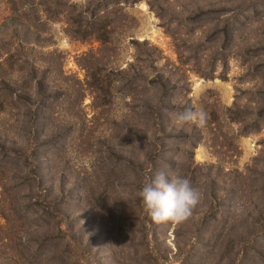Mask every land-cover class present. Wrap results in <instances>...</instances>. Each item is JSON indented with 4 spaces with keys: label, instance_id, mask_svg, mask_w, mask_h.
<instances>
[{
    "label": "rangeland",
    "instance_id": "rangeland-1",
    "mask_svg": "<svg viewBox=\"0 0 264 264\" xmlns=\"http://www.w3.org/2000/svg\"><path fill=\"white\" fill-rule=\"evenodd\" d=\"M86 1L19 0L27 8L14 13L0 0L8 74L23 88L30 73L48 95L32 105L41 119L28 141L21 103L0 112L1 133L8 125L16 142L0 145V264H147V248L161 264H264V0H100L114 18L106 46L66 33ZM21 24L39 39H23ZM81 63L105 74L132 63L136 84L119 83L109 104H93ZM159 71L171 78L168 101L146 130L144 106L160 90L141 77ZM189 106L205 113L203 127L173 124ZM157 172L187 178L201 193L180 224L156 223L144 210L138 192Z\"/></svg>",
    "mask_w": 264,
    "mask_h": 264
},
{
    "label": "trees",
    "instance_id": "trees-1",
    "mask_svg": "<svg viewBox=\"0 0 264 264\" xmlns=\"http://www.w3.org/2000/svg\"><path fill=\"white\" fill-rule=\"evenodd\" d=\"M11 7H12V11L15 13H17V10L21 8H23L25 5V2H28V5L30 7H33V2L32 0H20V1H25L22 4H20L19 0H18V4H17V0H9ZM136 0H132V2H134ZM110 2H112L113 4H119L120 2H129V0H110ZM50 4V2H49ZM87 6H91L93 5L91 11L88 13L86 11V9L88 10V7H86L85 9H78V11L76 12L75 16L73 17V15H69L68 19H66V24L68 25L66 33L73 37H75L76 39H80L82 41L91 39L94 40L96 42H98L100 45L102 46H106L109 42H110V25H111V21L114 20V18H112L109 15V12H105L104 8L107 5V1H100V0H87L86 1ZM24 8H27L26 6ZM45 9H47V11L49 10L48 6L45 7ZM56 14L59 13L57 10L55 12ZM47 16L51 17V14ZM15 18H10V20L14 21ZM20 27L22 28V31H25L26 33L24 34V38L25 40H27V42L29 43L31 39L32 42H35L39 39V35L37 33L34 34L33 38L30 39L29 34L32 35L31 31H29L30 26L28 25V27L23 26L22 24L20 25ZM32 27V26H31ZM17 29V26L15 28V30ZM228 32L225 34V42L228 43L230 42L233 37L232 35V31L231 29L227 30ZM23 35V34H22ZM21 35V38H22ZM8 43V42H5ZM4 43V44H5ZM149 42L147 40H143V41H139L137 39H132V44L134 46H139L140 44H148ZM4 44L2 46V48L4 47ZM23 45V41L19 40V46L21 47ZM2 48H0V112H3L5 110V108L7 106H10L12 108H17V105H22L25 113L23 114L22 117V123H21V130L23 131V133L26 134V139L25 141H28L27 139L29 138L31 132H37L38 130V123L39 120L41 118H39L38 116V106L35 108H32V105H34L35 103H39L41 101V103H45L46 100L48 99V95L42 90V84L38 81H36L35 83H33L32 86V82L31 80L34 79L33 77H30V73H28L29 78L26 77L25 82H24V87L22 88V84L21 82H18L17 79L13 78V76H10L7 72L8 68L6 66H8V62L11 63L13 61H11V57L13 55L7 54V56L5 58H3L4 53L2 51ZM92 55V53H90ZM90 54L88 53L85 54L84 56H88L90 57ZM21 56V55H20ZM19 59V58H18ZM21 62H27L26 59L24 60H20ZM28 63V62H27ZM185 62L180 60V65L184 66ZM80 65H82V67L85 69L86 71V81L85 84L90 88V90H92V103H96V100H98L99 102H97V104L100 105H107L110 103V98L112 95V90L116 87L117 84H123V85H127L128 83L135 85L136 84V75H130V70L133 66L132 63L128 64V67L125 68H121V69H110L109 72H107L106 74L102 71H100L99 73L96 72H91L90 70L93 69V66L96 68L97 64H93L92 66H90L89 64H83L81 63ZM18 67V71H22L25 73L22 64H18L16 65ZM10 67V66H8ZM92 67V68H91ZM180 67L176 66L175 64H172L170 66V70H179ZM30 70H34V68H30ZM29 69H27V71H30ZM115 71V73H113ZM25 75V74H24ZM204 75L205 77H207L208 74H201ZM22 79V77H21ZM87 79H90L87 80ZM141 79L144 80L145 84L147 86H151L152 89L155 90H160V96L159 98L156 100V102H154L153 104H147L146 106H144L147 110V113L149 115V117H146V121L144 122V126L146 130H149L150 127V118L155 115L158 116V119L160 121H162V112H163V105L166 104V102L168 101V89H166V84L168 82H170L171 78L169 76H166L164 74V72H157L156 74H154V76L152 78H148L147 75H144L143 77H141ZM23 81V80H22ZM119 87V86H118ZM25 92L26 97L24 96L23 90ZM133 89V88H132ZM28 93H27V92ZM129 94H131V91L129 92ZM31 96H33L32 98H30ZM22 100V101H21ZM174 106H170V109H173ZM262 111L258 112V115L261 114ZM45 117V116H44ZM4 127V131H6L7 133H1L0 130V145H6L9 141L11 143V145L16 144L14 138H8V132L11 131V128L6 129L5 126L7 127L8 125H3ZM20 130V129H19ZM3 132V131H2ZM42 132V131H41ZM19 132H17L18 134ZM38 133V132H37ZM57 134H53L51 136V139H54ZM130 196V192L128 194V197ZM122 204L126 205L127 208L128 206L131 207V205L133 204V201L129 198H123L122 199ZM134 211V210H133ZM259 214L261 215L262 210L258 211ZM136 214V220L140 221L139 222V227H140V231L143 233L142 237L144 239H146L147 241V237L146 234L144 233V230L146 228V224L144 221V217H141L142 215V210H139L138 212H135ZM132 215V214H130ZM141 217V219H140ZM142 220V221H141ZM133 227V226H132ZM198 229V228H197ZM260 231L261 232V237L262 239H264V227L263 225H260ZM207 231H204L202 229H200V234L198 236H200L201 234H206ZM212 236L211 239H214V241L216 242V239L218 238V236L214 234L213 232L210 234ZM70 241V240H69ZM78 244V243H77ZM148 244V242H147ZM66 245L68 246V251L71 250L70 248V243H66ZM179 249V248H178ZM64 251H67V247L64 248ZM146 257L148 258L147 260L150 261L147 264H161L160 262L158 263V260L156 259H150V254L151 252L148 250V248L146 249ZM149 257H148V256ZM186 257H184L182 259V261H180L178 264H183V262H185ZM58 264V263H57ZM62 264H84V263H79L77 262H73L71 260H69L68 262H62Z\"/></svg>",
    "mask_w": 264,
    "mask_h": 264
},
{
    "label": "clouds",
    "instance_id": "clouds-1",
    "mask_svg": "<svg viewBox=\"0 0 264 264\" xmlns=\"http://www.w3.org/2000/svg\"><path fill=\"white\" fill-rule=\"evenodd\" d=\"M205 123V113L202 110H193L191 106L173 117V124L177 128L185 125L203 127ZM138 196L142 198L144 210L154 222L180 224L192 215L201 193L187 178L157 172L145 183Z\"/></svg>",
    "mask_w": 264,
    "mask_h": 264
}]
</instances>
